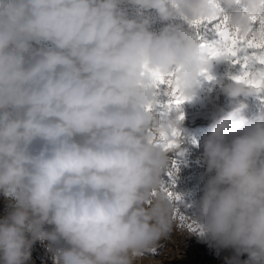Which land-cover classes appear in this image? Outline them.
<instances>
[{
  "label": "clouds",
  "instance_id": "clouds-1",
  "mask_svg": "<svg viewBox=\"0 0 264 264\" xmlns=\"http://www.w3.org/2000/svg\"><path fill=\"white\" fill-rule=\"evenodd\" d=\"M125 2L179 22L150 31L147 16L127 18L117 0H0V191L16 197L0 220V264H27L37 240L49 241L54 264H134L172 231L161 175L179 142L160 141L179 121L154 118L153 73L190 100L209 58L189 22L227 16L247 33L264 0ZM261 89L234 80L221 92ZM245 107L213 117L202 159L214 175L191 222L202 239L246 253L242 264H264V114L248 120Z\"/></svg>",
  "mask_w": 264,
  "mask_h": 264
},
{
  "label": "rangeland",
  "instance_id": "rangeland-1",
  "mask_svg": "<svg viewBox=\"0 0 264 264\" xmlns=\"http://www.w3.org/2000/svg\"><path fill=\"white\" fill-rule=\"evenodd\" d=\"M117 6L130 19L135 18L138 10L141 11L149 18V30L156 33L167 23L179 22H163L155 10L138 9L137 6L127 4L125 0H117ZM189 31L198 43L212 42L216 39L212 24H208L206 28H189ZM29 43L33 49L47 50L53 47L50 42L42 40H31ZM240 71V65L233 64L229 59L209 58L206 71L198 78L199 87L196 94L190 100H182L176 104L174 96L164 95L161 90L158 103L151 109L154 118L163 122L165 117L171 120L183 116L177 125L179 136L175 137L179 147L167 153L168 163L161 175L164 188L175 196L178 195L179 199L173 198L176 213L172 231L157 241L151 251L138 257L134 264H230L236 260L242 264L247 260L246 253L237 256L234 248L222 247L210 239H202L197 234L198 229L189 227L203 195L204 186L209 176L214 175V172L211 174L206 172V164L202 159L203 141L211 131L213 117L219 119L240 103L246 105L242 114L248 120H254L258 115L264 114V89L235 98L221 92L222 85L232 83L233 77L239 75ZM243 131L242 129L228 134L225 143L230 144L231 140L242 135ZM169 139H172L171 133ZM35 146L39 147V141L35 142ZM0 195L6 196L3 191H0ZM7 196L11 198V202L6 205L0 204V220L13 211L16 204L14 195ZM181 217L185 218L184 221ZM52 227L47 224L43 226L46 231H51ZM27 235L29 234L26 233ZM44 243L45 248L38 246L37 241L33 243L27 264H44V254L52 258L49 254V241L44 240ZM61 247L67 245L61 241Z\"/></svg>",
  "mask_w": 264,
  "mask_h": 264
},
{
  "label": "snow or ice",
  "instance_id": "snow-or-ice-1",
  "mask_svg": "<svg viewBox=\"0 0 264 264\" xmlns=\"http://www.w3.org/2000/svg\"><path fill=\"white\" fill-rule=\"evenodd\" d=\"M189 23L193 29L206 28L208 24H212L216 39L212 42H202L199 45L206 57H225L233 64H239L241 71L239 75L233 77L234 80L244 82L251 87L264 88V14L250 18L247 33H241L238 28L232 27L227 16H218L212 19L201 17ZM153 82L158 94L163 90L164 95L175 97L176 104L181 103L182 98L177 95L171 76L165 77L159 73H153ZM182 119V115L177 117L178 121ZM178 135L179 132L173 128L172 139H162L160 142L165 148L175 147L174 138ZM169 195L178 199L170 191ZM184 219L181 217L182 221ZM189 227L195 226L189 225Z\"/></svg>",
  "mask_w": 264,
  "mask_h": 264
},
{
  "label": "built area",
  "instance_id": "built-area-1",
  "mask_svg": "<svg viewBox=\"0 0 264 264\" xmlns=\"http://www.w3.org/2000/svg\"><path fill=\"white\" fill-rule=\"evenodd\" d=\"M37 245L42 247V248L46 247L44 240L43 241L37 240ZM57 247H61V242ZM49 254H51L52 258H50V256H45V254H44V256H43L44 264H54V262H53L54 251L50 250Z\"/></svg>",
  "mask_w": 264,
  "mask_h": 264
},
{
  "label": "bare ground",
  "instance_id": "bare-ground-1",
  "mask_svg": "<svg viewBox=\"0 0 264 264\" xmlns=\"http://www.w3.org/2000/svg\"><path fill=\"white\" fill-rule=\"evenodd\" d=\"M8 202H11V198L10 197H8V196H1L0 195V204L6 205V204H8Z\"/></svg>",
  "mask_w": 264,
  "mask_h": 264
}]
</instances>
